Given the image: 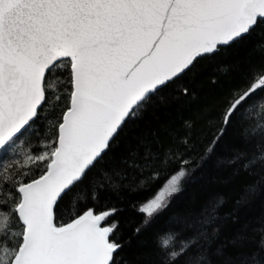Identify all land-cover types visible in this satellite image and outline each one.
Returning <instances> with one entry per match:
<instances>
[{
    "label": "snow or ice",
    "instance_id": "obj_1",
    "mask_svg": "<svg viewBox=\"0 0 264 264\" xmlns=\"http://www.w3.org/2000/svg\"><path fill=\"white\" fill-rule=\"evenodd\" d=\"M206 179L264 191V0H0V264H264Z\"/></svg>",
    "mask_w": 264,
    "mask_h": 264
},
{
    "label": "trees",
    "instance_id": "obj_2",
    "mask_svg": "<svg viewBox=\"0 0 264 264\" xmlns=\"http://www.w3.org/2000/svg\"><path fill=\"white\" fill-rule=\"evenodd\" d=\"M211 71V69H209ZM209 102H212L211 98ZM205 131L207 130V125H203ZM230 138L233 140H239L240 132L238 128L230 130ZM223 152V149L220 150ZM226 158V153L224 155L218 154V156L210 163L205 169L206 176L216 175V169L214 165L217 160H223ZM227 168V164L223 165ZM207 190L204 192L197 191L196 187H189L188 192L185 193V198L197 195L202 197L204 200H210L217 196L224 197L226 203L222 206L220 215L222 217L221 228L224 235L231 239L232 236L243 231L245 228L251 229L257 225L262 218H264V191L257 192L252 196L247 203L236 204V201L240 200L241 196L245 191V182L238 181L234 184H225L223 180L216 179H206ZM122 217L127 221H135L136 217L133 210L129 207L122 213Z\"/></svg>",
    "mask_w": 264,
    "mask_h": 264
}]
</instances>
